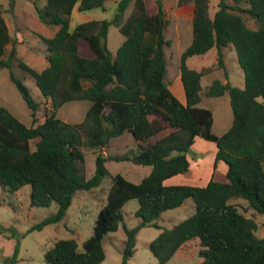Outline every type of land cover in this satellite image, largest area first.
<instances>
[{
    "label": "trees",
    "instance_id": "trees-1",
    "mask_svg": "<svg viewBox=\"0 0 264 264\" xmlns=\"http://www.w3.org/2000/svg\"><path fill=\"white\" fill-rule=\"evenodd\" d=\"M107 0H45L36 6L40 21L57 27L48 37L38 34L45 45L47 66L37 70L16 55V40L0 6V69L9 78L30 109L32 124L26 125L0 106V186L13 193L30 187L36 207L56 203L55 213L36 223L32 230L60 222L79 190H91L110 177L106 203L95 220L91 236L81 245L75 239H60L45 251L47 264H101L103 239L122 224L126 233L122 264L133 255L137 232L148 226L160 229V215L191 198L195 211L170 228H164L149 243L158 264L171 258L188 259L187 248L197 245L198 264H264V239L255 234L258 223L245 216L240 199L264 215V0H220L209 14L210 0L193 3L192 39L180 56L182 103L165 82V39L169 23L162 0H119L111 20H88L70 30V16L78 11L105 9ZM180 4L183 0L179 1ZM133 6L127 16L126 11ZM255 23L250 27L247 20ZM124 36L113 56L107 48L110 25ZM11 45L6 53L7 46ZM232 46L243 71V86L214 79L207 97L228 94L233 113L230 127L221 135L212 131V112L199 106L201 78L215 66L190 68L187 59L215 49L217 65L224 66L223 49ZM13 62L33 77L43 101L49 105L38 122L40 103L12 70ZM87 100L84 119L69 123L56 116L63 104ZM133 135L131 154L95 155V171L85 178L82 148L100 150L124 132ZM213 142L216 153L213 173L206 185L167 184L166 180L190 169L189 156L195 139ZM34 143L32 150L30 143ZM132 161L150 166L140 182L121 174L112 175L106 163ZM227 166L224 180L215 178L217 164ZM136 199L140 222L124 225L122 207ZM3 227L0 226V231ZM17 246L12 255L15 261Z\"/></svg>",
    "mask_w": 264,
    "mask_h": 264
},
{
    "label": "rangeland",
    "instance_id": "rangeland-1",
    "mask_svg": "<svg viewBox=\"0 0 264 264\" xmlns=\"http://www.w3.org/2000/svg\"><path fill=\"white\" fill-rule=\"evenodd\" d=\"M162 0L169 23L165 30V39L170 42L165 47L166 68L165 82L172 93L182 102H185L183 86L180 80V56L183 50L190 44L192 39L191 18L193 14V3L188 0ZM220 0H210L209 14L212 16L218 9ZM229 3L232 0H227ZM45 0H0V6L4 9L3 16L7 21L10 34L16 40L17 57L35 69H43L47 62L45 59V45L41 42L38 34L52 36L57 27L49 26L40 21L35 7H42ZM119 0H107L104 3L105 9L93 8L85 11H78L77 6L70 16L69 27L72 30L77 24L88 20H111L118 11ZM21 9L22 14L15 13ZM132 5L126 11L129 14ZM22 15L25 21L20 20ZM22 23V24H21ZM250 27H255V23L247 20ZM21 24V25H20ZM21 27V28H20ZM124 36L119 32L118 26L110 25L107 35V48L115 56L119 46L122 44ZM11 45L7 46L6 53ZM224 66L217 65V53L215 49L203 55H194L187 59L190 68L200 70L203 67L215 66V70L201 78L202 91L199 106L209 109L213 115L212 131L221 135L231 125L233 113L228 94L219 97H207L205 92L214 79L229 83L236 87L243 86V71L237 61L235 50L232 46L226 47L222 51ZM12 70L25 86L29 89L32 98L40 103L38 110V122L44 120V112L49 105L43 101V97L34 83L33 77L22 71L17 62H13ZM0 106L8 109L14 116L26 125L32 124L30 109L21 97L15 85L9 78L8 69H0ZM90 106L87 100L72 101L63 104L56 110V116L69 123L81 122ZM32 140L31 149L35 148ZM136 149L133 135L124 132L118 137L110 139L107 146L100 150L83 147L82 153L84 162L85 178L93 176L95 171V155L97 153L106 155H131ZM216 146L213 142L201 137L195 139L189 156L190 169L186 175L177 176L170 181L173 184L187 182L189 185L203 186L212 176L213 163L216 153ZM109 172L121 174L131 182L138 183L147 176L151 170L150 166L137 165L132 161H114L106 163ZM226 165L219 163L217 169L224 170ZM111 186L110 177L102 179L99 186L91 190H79L73 195L72 202L68 207L63 219L55 224L43 227L41 230H32V227L45 217L53 214L57 210L56 203L48 207H36L30 201V187L23 186L17 192L9 193L2 190L0 186V264H47L44 261L45 251L60 239H75L79 245L91 236L97 214L106 203L108 188ZM241 212L252 217L258 223L255 232L258 238L264 239V215L251 209L244 200L236 199ZM138 209L136 199L127 201L122 207L124 225L133 228L140 222V218L135 215ZM195 211L194 202L188 198L184 203L174 209L164 211L157 220L160 229L148 226L141 228L135 237L133 255L128 259L127 264H158V260L149 249V243L164 228H170L178 222L184 220ZM126 233L121 224L119 228L106 234L103 239L105 258L101 264H122L125 248ZM17 246L15 261L12 255ZM188 259L173 257L167 264H198L197 245L190 244L187 248Z\"/></svg>",
    "mask_w": 264,
    "mask_h": 264
},
{
    "label": "crops",
    "instance_id": "crops-1",
    "mask_svg": "<svg viewBox=\"0 0 264 264\" xmlns=\"http://www.w3.org/2000/svg\"><path fill=\"white\" fill-rule=\"evenodd\" d=\"M19 9V8H18ZM74 10V9H73ZM15 13H20V14H22V12H21V9H19L18 11H14ZM73 12V11H72ZM4 17V16H3ZM5 19V18H4ZM21 21H22V23L25 21L26 23H28V21L26 20V18H24L23 17V15H22V18L20 19ZM5 22H6V24H7V21H6V19H5ZM21 23V24H22ZM20 24V25H21ZM7 26H8V24H7ZM9 28V27H8ZM21 28V27H20ZM45 50H46V48H45ZM18 53V55H19V51L17 52V48H16V54ZM46 53V52H45ZM46 59V58H45ZM47 62V61H46ZM46 66H47V64H46ZM45 66V67H46ZM44 67V68H45ZM39 70V69H38ZM215 145V144H214ZM103 155L104 156H106V154L105 153H103ZM189 159V158H188ZM190 162V161H189ZM219 163H223V162H219ZM219 163L217 164V167H218V165H219ZM226 170H227V166H226V168H224V170H218L217 168H216V174H215V178H216V180H219V181H223L224 180V174H225V172H226ZM189 172V171H188ZM187 172V173H188ZM187 173H185V174H178V175H176V176H174V177H172V178H175V177H177V176H184V175H186ZM172 178H170V179H168V180H166V182L165 183H167V184H173V183H171L170 181L172 180ZM208 182V181H207ZM206 182V183H207ZM206 183L205 184H203V186L204 185H206ZM176 184H188L187 182H183V183H176ZM190 184V183H189ZM188 184V185H189ZM1 237V236H0ZM2 239H4L3 237H1ZM0 238V239H1Z\"/></svg>",
    "mask_w": 264,
    "mask_h": 264
}]
</instances>
